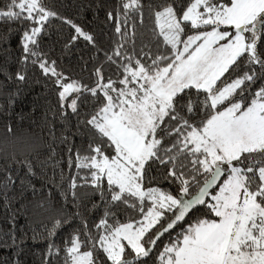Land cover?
Instances as JSON below:
<instances>
[{
  "label": "snow or ice",
  "instance_id": "1",
  "mask_svg": "<svg viewBox=\"0 0 264 264\" xmlns=\"http://www.w3.org/2000/svg\"><path fill=\"white\" fill-rule=\"evenodd\" d=\"M146 8L148 43L136 53ZM107 18L122 41L105 53L117 78L101 64L84 83L57 71L42 43L53 19L74 30L71 42L95 46L92 34L43 0H0V23L9 26L0 42L12 24L18 35L15 79L25 82L30 64L53 80L63 119L89 109L77 121L86 145L68 149L76 169L68 190L81 201L98 197L97 218L82 219L63 248L50 243L47 256L63 252L62 264H264V0H119ZM12 183L7 175L0 191ZM162 183L178 184V193ZM5 238L15 243L5 233L0 244Z\"/></svg>",
  "mask_w": 264,
  "mask_h": 264
},
{
  "label": "trees",
  "instance_id": "2",
  "mask_svg": "<svg viewBox=\"0 0 264 264\" xmlns=\"http://www.w3.org/2000/svg\"><path fill=\"white\" fill-rule=\"evenodd\" d=\"M43 2L60 17L72 20L92 34L96 41L95 46L83 38L71 42L74 30L62 19L51 20L46 26L42 49L49 61H56L57 71L71 79L91 83L94 69L103 64L105 75L116 79L115 65L106 62L105 53L111 55L122 42L115 32L114 22L107 18L109 11L118 9L119 0ZM144 2L147 5L152 0ZM131 23L129 21V25ZM11 27V35L0 42V180L11 175L14 183L0 191V236L5 233L14 236L15 243L12 238H5L0 244V264H45L48 259L51 264L58 261L62 264L63 252L59 258H49L48 245L55 243L63 248L72 234L82 230V219L91 224L97 218V213L91 209L92 203L99 202L98 197H93L91 202L81 201L74 199L68 190L69 178L76 172L74 166L68 167L71 155L68 149L74 145L75 152L76 148L86 145V137L77 133V121L84 119L89 109L84 107L80 117L69 115L63 119L53 80L42 76L39 69L30 64L26 81L15 79L21 67L17 62L20 50L16 25ZM150 27L146 8L144 25L137 24L136 53L140 52L142 41L148 43L146 33ZM8 31V24L0 23V35H7ZM126 47L131 54L132 42ZM9 126L12 132L8 131ZM80 132H84L82 125ZM65 136L69 140L63 141ZM160 171L153 170L151 175L160 180ZM160 186L174 195L179 191L178 184L162 183ZM197 190L193 185L190 191L194 195ZM190 215L195 219L203 215V209L194 210ZM57 221H60L58 226ZM162 239L166 242L167 234Z\"/></svg>",
  "mask_w": 264,
  "mask_h": 264
}]
</instances>
